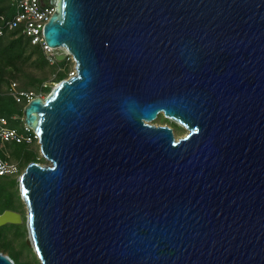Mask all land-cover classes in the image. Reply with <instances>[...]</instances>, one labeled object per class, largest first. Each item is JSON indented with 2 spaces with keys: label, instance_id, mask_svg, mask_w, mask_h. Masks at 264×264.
<instances>
[{
  "label": "water",
  "instance_id": "obj_1",
  "mask_svg": "<svg viewBox=\"0 0 264 264\" xmlns=\"http://www.w3.org/2000/svg\"><path fill=\"white\" fill-rule=\"evenodd\" d=\"M48 3L74 74L22 111L48 163L19 179L40 263L264 264V0Z\"/></svg>",
  "mask_w": 264,
  "mask_h": 264
},
{
  "label": "rangeland",
  "instance_id": "obj_2",
  "mask_svg": "<svg viewBox=\"0 0 264 264\" xmlns=\"http://www.w3.org/2000/svg\"><path fill=\"white\" fill-rule=\"evenodd\" d=\"M28 53L29 52L24 54V56H30L27 61H23L22 59L17 60L14 62V67L11 70L7 69L3 73L1 76L2 81H0V92L4 90L7 83L15 81L22 87L41 93L42 97L45 98L51 91L49 93H43L41 89L50 87L52 90L59 82L57 76L61 73V71L59 68L43 66L40 63H37L36 55L34 53L29 55ZM57 53L64 52L62 50H57ZM64 60L67 62L65 71L68 77L69 74L74 71V63L69 56H66ZM40 80L43 82L39 83L38 81ZM12 117L17 118L18 116L13 115ZM152 124L172 128L175 138L182 137L187 133L185 129L174 124L172 121L165 119L162 114H158L156 120H154ZM23 148V151L25 152H23L24 155L27 154L33 157L31 161L25 162L22 157H18L19 160H17V158L12 156L9 147L6 146L5 148V153L17 166V171L14 175L5 176V178H2L0 181V194L4 197L2 203L0 204V209L18 213L21 216L22 223L19 225H5L0 227V229L2 228L0 231V253L7 255L10 258L13 256L12 260L15 264H41L31 247L29 235L26 229L25 221L27 210L20 197L19 179L26 166L34 160L41 165H48V163L41 158L39 146L34 144L28 146L26 145V147ZM12 149L14 151H18L19 153L22 152V146L14 145ZM12 180H15L16 184L12 185ZM17 226L19 227L17 228Z\"/></svg>",
  "mask_w": 264,
  "mask_h": 264
},
{
  "label": "built area",
  "instance_id": "obj_3",
  "mask_svg": "<svg viewBox=\"0 0 264 264\" xmlns=\"http://www.w3.org/2000/svg\"><path fill=\"white\" fill-rule=\"evenodd\" d=\"M8 13L0 14V38L7 34L15 33L25 37L31 46H36L42 52L49 65L56 63L54 54L57 50L46 45L43 37V29L55 8L45 0H8ZM70 58V56H69ZM71 59V58H70ZM71 72L69 76L73 75ZM0 96H8L23 108L34 98L43 99L41 93L34 90H26L19 87L15 81H10ZM20 120L18 128L9 127L6 117L0 116V176H11L17 171V166L5 153L8 144H24L39 146L38 135L23 123V117H12Z\"/></svg>",
  "mask_w": 264,
  "mask_h": 264
},
{
  "label": "trees",
  "instance_id": "obj_4",
  "mask_svg": "<svg viewBox=\"0 0 264 264\" xmlns=\"http://www.w3.org/2000/svg\"><path fill=\"white\" fill-rule=\"evenodd\" d=\"M48 1V0H45ZM9 11V5L8 0H0V14L1 13H8ZM29 52L28 54L31 55V53H34L36 55V62L40 63L43 66H49L53 68H59L61 73L57 76L58 81H61L63 79L67 78V74L65 71V68L67 66L66 60H63L62 62H56L53 65H49L47 61L45 60L42 52L40 49L36 46H31L28 40L23 37L22 35H17L15 33H10L5 35L4 37L0 38V81L1 76L7 69H12L14 67V62L17 60L22 59L23 61H27L29 57L24 56L25 53ZM39 83L43 82L42 80L38 81ZM8 84V83H7ZM7 86V85H6ZM20 88L29 90V88H25L19 85ZM43 93H49L51 91L50 87H45L41 89ZM13 115H17L18 117L22 116V109L21 106L17 105L13 99H11L8 96H0V116L6 117L9 121V127L18 128L21 125V121L13 120L11 117ZM12 145V146H10ZM14 145L22 146V152L19 153L18 151H14L12 147ZM9 147V150L11 151V154L13 157L17 158L19 160L20 157L24 159L25 162H29L33 159L31 155H24L23 147H26L24 144H15L11 143L7 145ZM24 152V153H23ZM23 155V156H22ZM17 156V157H16ZM19 157V158H18ZM37 163V161H33ZM2 178H5V176H0V181ZM11 184H16L15 180L11 181ZM1 191V190H0ZM4 197L0 194V204L2 203ZM5 211L0 209V214ZM19 226H17L18 228ZM2 228L0 229V231ZM11 259H13V256H11Z\"/></svg>",
  "mask_w": 264,
  "mask_h": 264
}]
</instances>
